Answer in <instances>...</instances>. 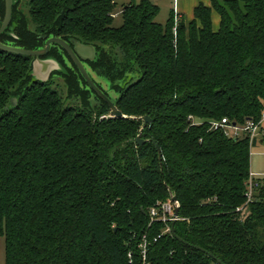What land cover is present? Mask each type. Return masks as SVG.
<instances>
[{
    "label": "trees",
    "instance_id": "obj_1",
    "mask_svg": "<svg viewBox=\"0 0 264 264\" xmlns=\"http://www.w3.org/2000/svg\"><path fill=\"white\" fill-rule=\"evenodd\" d=\"M158 1L15 0L0 42L93 45L87 66L116 98L90 75L126 118L111 116L60 46L43 57L62 67L45 83L32 76L34 58L0 50L6 264H131L130 252L140 264L144 236L151 264H217L210 255L264 264V179L252 201L245 196L258 141L213 128L264 117V0H210L188 25L174 9L157 22ZM5 11L0 0V27ZM171 194L180 203L177 238L161 236L164 225L148 216Z\"/></svg>",
    "mask_w": 264,
    "mask_h": 264
},
{
    "label": "water",
    "instance_id": "obj_2",
    "mask_svg": "<svg viewBox=\"0 0 264 264\" xmlns=\"http://www.w3.org/2000/svg\"><path fill=\"white\" fill-rule=\"evenodd\" d=\"M14 2L15 0H5L6 11H5V17L3 23L0 27V36L6 32V30L9 28L12 22ZM54 44L60 46L70 56V58L73 60L78 70L80 71L81 75L84 77L85 81L89 85L90 89L93 90L101 99H103L109 105L111 109V116L115 118H121V117L126 118L125 116H123L122 112L118 110V108L111 101V99L96 85V83L94 82V80L92 79L89 73V69L87 66L88 63L95 61L97 58V50L93 45L83 44L76 39H71L69 42H66L60 38L54 37L48 39L46 42V46L43 49H39V50H27V49L17 48L10 45H5L1 42H0V50L15 55L34 58L32 76L35 78V80L45 83L50 79L51 75L55 71L62 69L60 64L55 59L53 58L43 59V57H45L50 52L51 47ZM12 104L16 105L17 99L15 98L12 99ZM142 120L144 121V128H146L151 122V118L149 116L143 117ZM143 129L141 130L140 134L136 139V143L140 147L147 143V141H145L142 138ZM152 142L155 144L161 160L162 157H161L160 147L156 142L154 141ZM171 199L175 201L177 198L173 194H171ZM179 210H180L179 208L176 209L175 212L176 216H178ZM174 225L175 222L172 223L171 234L175 238H177L174 232ZM197 249L201 250L200 248ZM210 257L214 259L217 262V264H223L215 256L210 255Z\"/></svg>",
    "mask_w": 264,
    "mask_h": 264
},
{
    "label": "built area",
    "instance_id": "obj_3",
    "mask_svg": "<svg viewBox=\"0 0 264 264\" xmlns=\"http://www.w3.org/2000/svg\"><path fill=\"white\" fill-rule=\"evenodd\" d=\"M262 121H260L259 123L248 121L245 126H236V125H230L227 119H223L221 122L214 123L213 128L215 130H220V129L224 130L225 135L230 138H238L244 132H247L250 135V143L252 144L259 137L264 136V131L261 128ZM258 187H259V178L255 174L251 173L249 181L247 183V192L245 194L247 202H250L254 199L255 191ZM177 208H180L179 201L177 199L173 201L170 196V198L167 201L158 202L148 211V216L151 225L153 223H162L164 225V230L161 236L169 233L171 234L172 223L173 222L176 223L179 220V216H176L175 213ZM154 241H157V239H155ZM148 246H149V240L147 239L146 236H144L143 240L139 244L138 254H139L140 264H151V262L148 260ZM128 257L130 263L134 264L135 263L134 254L130 252Z\"/></svg>",
    "mask_w": 264,
    "mask_h": 264
},
{
    "label": "rangeland",
    "instance_id": "obj_4",
    "mask_svg": "<svg viewBox=\"0 0 264 264\" xmlns=\"http://www.w3.org/2000/svg\"><path fill=\"white\" fill-rule=\"evenodd\" d=\"M161 1V0H160ZM173 5V0H162L160 2V13L157 17V22H164L165 18L168 17V14L170 12L169 6ZM122 24V19L120 17L116 18L115 20V26H120ZM215 30H218L219 28V22L214 24ZM89 69V68H88ZM89 73L92 75V77L99 82L103 88L111 95L112 98H116V94H114L112 91L109 90V83L106 82V80L99 78L96 76L93 72L89 70ZM63 80L62 79H56L55 80V86H63ZM251 164H252V171L256 176L260 179H264V144L259 145L255 148H252L251 150ZM0 264H6V256H5V237H0Z\"/></svg>",
    "mask_w": 264,
    "mask_h": 264
},
{
    "label": "crops",
    "instance_id": "obj_5",
    "mask_svg": "<svg viewBox=\"0 0 264 264\" xmlns=\"http://www.w3.org/2000/svg\"><path fill=\"white\" fill-rule=\"evenodd\" d=\"M161 1L157 2L159 7H161V5H160ZM126 2H127V0H118L119 4H124ZM201 3L206 5V6H210L211 1L210 0H174L173 5L171 4L169 6V10L174 9L175 13L177 15V19L184 21L185 24L188 25L194 19L195 8ZM168 16H169V14H168ZM212 18H213V26L215 23L220 22L219 15L216 12H213ZM167 19H168V17L165 18L164 22H160V23L165 24L167 22ZM261 128L264 131V118H263V121L261 124ZM257 141L258 142H257V145L255 147L264 144L262 141V137H259L257 139ZM255 147H253V148H255ZM251 173L254 174V172L252 171V164H251Z\"/></svg>",
    "mask_w": 264,
    "mask_h": 264
}]
</instances>
